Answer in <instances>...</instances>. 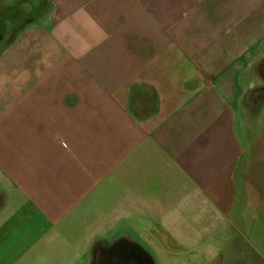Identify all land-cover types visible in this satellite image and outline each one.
Listing matches in <instances>:
<instances>
[{"label": "crops", "instance_id": "obj_1", "mask_svg": "<svg viewBox=\"0 0 264 264\" xmlns=\"http://www.w3.org/2000/svg\"><path fill=\"white\" fill-rule=\"evenodd\" d=\"M263 58L264 0H0V264H264Z\"/></svg>", "mask_w": 264, "mask_h": 264}, {"label": "flooded vegetation", "instance_id": "obj_2", "mask_svg": "<svg viewBox=\"0 0 264 264\" xmlns=\"http://www.w3.org/2000/svg\"><path fill=\"white\" fill-rule=\"evenodd\" d=\"M262 65V86L264 90V58ZM94 257L97 264H148L143 252L136 250L125 239L118 240L108 245L99 246Z\"/></svg>", "mask_w": 264, "mask_h": 264}, {"label": "clouds", "instance_id": "obj_3", "mask_svg": "<svg viewBox=\"0 0 264 264\" xmlns=\"http://www.w3.org/2000/svg\"><path fill=\"white\" fill-rule=\"evenodd\" d=\"M255 86V85H254Z\"/></svg>", "mask_w": 264, "mask_h": 264}]
</instances>
